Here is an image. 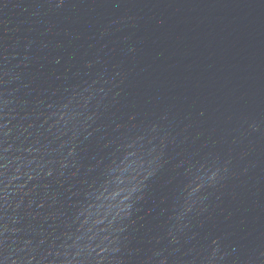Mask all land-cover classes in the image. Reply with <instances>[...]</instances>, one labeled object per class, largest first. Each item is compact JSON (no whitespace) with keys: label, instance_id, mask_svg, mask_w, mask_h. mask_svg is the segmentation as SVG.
Wrapping results in <instances>:
<instances>
[{"label":"water","instance_id":"95a60500","mask_svg":"<svg viewBox=\"0 0 264 264\" xmlns=\"http://www.w3.org/2000/svg\"><path fill=\"white\" fill-rule=\"evenodd\" d=\"M0 264H264V0H0Z\"/></svg>","mask_w":264,"mask_h":264}]
</instances>
